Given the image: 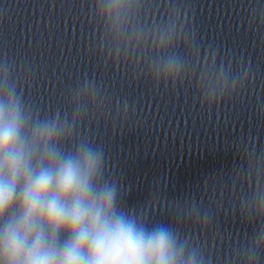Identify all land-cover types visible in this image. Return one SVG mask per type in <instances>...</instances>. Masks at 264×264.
Listing matches in <instances>:
<instances>
[{
    "label": "clouds",
    "instance_id": "clouds-1",
    "mask_svg": "<svg viewBox=\"0 0 264 264\" xmlns=\"http://www.w3.org/2000/svg\"><path fill=\"white\" fill-rule=\"evenodd\" d=\"M143 3L95 0L92 8L103 23L114 62L143 52L144 42L150 41L145 74L157 88L173 87L189 64V57L175 50L177 42L198 53L195 33L178 27L181 9L176 5L165 24L139 22ZM202 66L211 73V87L199 93L208 108L248 82L246 69L218 64L215 53H206ZM101 97V88L85 77L71 90L70 113L42 114L26 103L12 64L0 60V264H211L202 245L180 224L149 227L142 212L121 205L124 185L106 179L101 146L79 138L73 148L66 147ZM176 207L183 220L207 227L209 214L195 201ZM239 212L258 227L237 250L238 264H262L264 185L243 199Z\"/></svg>",
    "mask_w": 264,
    "mask_h": 264
}]
</instances>
